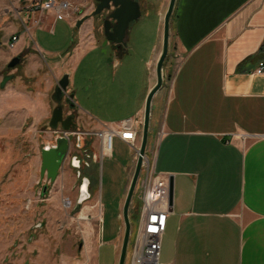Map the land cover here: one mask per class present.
<instances>
[{"label":"crops","instance_id":"crops-1","mask_svg":"<svg viewBox=\"0 0 264 264\" xmlns=\"http://www.w3.org/2000/svg\"><path fill=\"white\" fill-rule=\"evenodd\" d=\"M42 1L0 0V18H13L4 27L0 52L21 57L14 68L20 73L10 82H31L43 71L51 98L66 74L69 93L82 67L91 65L84 70L83 91L74 96L78 127L92 132L125 122L143 125L146 101L157 82L170 0H135L141 17L130 24L122 47L108 42L102 27L95 28L96 17L77 27L80 19L59 21L49 13L44 28L26 32L30 7ZM67 1L89 7L94 0ZM65 26L75 33L69 48L68 38L62 39ZM13 37L18 41L10 48ZM262 61L264 0H176L163 86L153 98L151 115V122L161 119L155 171L168 178L173 190L162 241L165 263L264 264V73H256ZM16 89L11 107L34 113L33 89ZM44 110L37 120L49 122L52 100ZM46 132L44 143H54L56 134ZM83 144L90 149L86 164L70 159L61 166L62 183L72 181L62 188V198L67 194L73 206L68 214L62 200L64 257L73 256L77 238L84 244L82 260L74 264H119L134 153L119 137L104 157L98 138ZM72 153L79 155L73 147ZM83 174L90 181V197L72 218ZM129 217L130 247L136 228L131 212Z\"/></svg>","mask_w":264,"mask_h":264},{"label":"rangeland","instance_id":"rangeland-1","mask_svg":"<svg viewBox=\"0 0 264 264\" xmlns=\"http://www.w3.org/2000/svg\"><path fill=\"white\" fill-rule=\"evenodd\" d=\"M17 1L19 3V0ZM96 6L95 0L91 1L89 7L82 6L81 13L74 17V21L84 17L86 12H93ZM12 20L13 18L10 20L0 18V46L6 36L4 27H8ZM95 20V28L98 30L102 27V17H96ZM62 30V39L68 38L66 48H69L74 42L75 33L66 26ZM11 61L12 59L6 53L0 52V82L6 75L20 73L16 69L8 67ZM90 66L82 67L76 76V86L72 87L66 95L75 96L78 92L83 91L82 83L86 77L83 74L87 73H84V70ZM44 69L50 72L48 67ZM46 70L44 72H47ZM44 78L42 71L34 78L31 77L30 79H33L31 82H8L5 88L0 90V264H74L82 260L80 250L84 243L77 238L72 245L73 256L64 257V248L67 244L65 240L62 241L64 233H62V200L69 199V196L66 194L62 198V188L71 186V178H64L62 183V169L60 168L56 179L51 182L48 173L43 172L42 169L41 147L49 137L46 131L53 128L46 124L48 121L37 120L38 117H44L45 106L51 101V98L47 96L48 83ZM18 85L23 90L32 88V93L36 96L34 98V113L30 115H27L26 111L20 110L21 108L14 110L11 107L17 102V94L14 90H17ZM12 86L15 88L14 90H11ZM64 97L65 95H62L60 104L63 116H66L69 105ZM72 114L75 115V119L79 116L76 111ZM51 117L52 113H50L49 119ZM142 126H140L141 134ZM160 126L159 116L154 118V122H150L147 145L150 162L154 158ZM59 131L62 129L60 128ZM86 174L91 180H94L90 170ZM84 178L86 176L83 174L80 179L81 184ZM71 209L64 206V210L68 214L72 211ZM79 209L76 208L72 218L77 216L76 213ZM130 212L136 232L140 217L136 200L132 202ZM70 229L67 231L68 235L71 233ZM91 231L95 235V229L93 228ZM68 235L65 234L66 240L70 238ZM76 251L79 252L78 255ZM130 254L131 246L128 247L125 264H129ZM162 254L161 262L165 263V253L162 252Z\"/></svg>","mask_w":264,"mask_h":264},{"label":"built area","instance_id":"built-area-1","mask_svg":"<svg viewBox=\"0 0 264 264\" xmlns=\"http://www.w3.org/2000/svg\"><path fill=\"white\" fill-rule=\"evenodd\" d=\"M82 8V6L73 5L67 0H44L35 3L29 9L24 29L30 33L33 27L44 28L43 18L49 13L56 20H67L75 23L74 17L81 13ZM17 41L18 37H13L9 45L10 48H13ZM256 73H264V61L260 62ZM62 137L66 138L69 143V150L64 163L73 159L74 162H78V166H81L86 164L90 154V149L83 142L87 138L94 137L102 143L103 157L112 151L113 139L119 137L132 148L134 160L137 163L142 134L140 126L125 122L119 126H105L101 131L83 132L80 128L70 132L62 131ZM72 147L79 151V155H73ZM134 195L132 202L136 200L140 217L131 246L129 264H170L161 262L162 241L167 230L168 216L171 212L170 183L164 175L156 173L153 160L150 162L148 158L147 149ZM63 204L69 209L73 207L69 199H65Z\"/></svg>","mask_w":264,"mask_h":264},{"label":"water","instance_id":"water-1","mask_svg":"<svg viewBox=\"0 0 264 264\" xmlns=\"http://www.w3.org/2000/svg\"><path fill=\"white\" fill-rule=\"evenodd\" d=\"M25 1V0H22ZM97 6L95 10L90 15H85L82 17L78 23L77 27H80L85 21L95 18L102 17V29L104 31L105 39L108 42L116 44L118 47L125 46L124 37L129 29L132 22L137 21L141 17L140 4L135 0H96ZM176 0H170L169 8L165 16L164 21V33H163V50L160 59L157 64V82L152 91L150 92L145 107V115L143 121V132L141 139L140 155L136 163L132 181L126 196L123 217L125 221V236L123 241V246L121 250V255L119 259V264H125L126 255L129 247V239L131 234V222H130V208L132 205L134 193L137 187L138 179L141 174L143 157L145 156L148 140H149V130L152 115V102L154 96L163 86V66L164 62L168 56L169 52V39H170V23L171 17L174 11ZM21 61V57L17 56L12 59L8 67L10 69L15 68ZM14 78V75H6L0 82V88L3 89ZM70 80L69 75L66 74L63 79L58 83L51 100L53 102V112L51 120L48 122L53 128L51 130L56 134L54 143H43L41 147L43 172L48 173L49 180L52 182L56 179L58 172L64 163V159L69 150V143L66 138L62 137V131L70 132L73 130H78L79 127L76 124L75 115L72 112L76 111V106L74 104V95L68 96V86ZM62 95H65V101L69 108L67 110V115L63 116L62 105L60 101ZM60 128L62 131H59ZM46 130V129H45ZM90 181L86 177L83 179L81 184L80 198L78 201V208L82 203L90 197L89 194ZM172 184H170V202L172 204Z\"/></svg>","mask_w":264,"mask_h":264}]
</instances>
